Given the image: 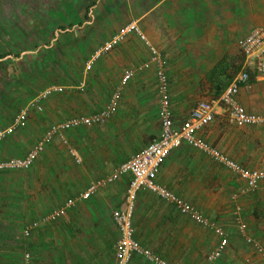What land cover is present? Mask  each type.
Returning a JSON list of instances; mask_svg holds the SVG:
<instances>
[{"label":"crops","instance_id":"1","mask_svg":"<svg viewBox=\"0 0 264 264\" xmlns=\"http://www.w3.org/2000/svg\"><path fill=\"white\" fill-rule=\"evenodd\" d=\"M111 1L113 10L109 7L102 20L91 12L87 18L84 13L72 27L79 32L75 54L85 52L89 60L127 24L136 22L165 63L178 123L190 116L199 101L215 98L208 74L221 60L228 56L232 66L243 67L239 40L264 25V0H121L127 11L122 16H115L119 1ZM90 27L94 30L89 31ZM121 42L93 61L89 72L86 68L79 78L64 79L60 85L65 90L43 101V112L29 110L26 122L2 142V158L23 157L53 124L97 113L109 104L115 91H121L118 110L111 118L65 130L64 138L54 135L29 170L0 172V264H26L27 254L29 264L116 263L119 230L113 212L123 206L131 174L101 186L56 221L44 222L43 218L93 182L111 175L160 135L159 66L151 61L149 46L136 33ZM79 64L84 65L83 60ZM144 64L149 67L141 70ZM129 71L134 76L123 84ZM3 85L0 129L11 125L29 105L11 111L8 104H14L13 94L2 96L9 91L8 84ZM237 93L236 100L249 112L264 114V76L252 71L249 84L239 87ZM196 135L242 166L264 169L263 126L237 127L229 121L227 110L218 108L215 120ZM70 149L76 151L79 162ZM48 168L51 173L44 174ZM155 182L222 225L229 244L222 258L211 263L206 254L218 245L217 234L157 194L141 189L133 222L135 238L143 247L169 264H264L238 230V222L243 221L247 235L264 248V182L255 192H245L241 178L187 143L169 154ZM131 264L151 263L134 256Z\"/></svg>","mask_w":264,"mask_h":264},{"label":"built area","instance_id":"2","mask_svg":"<svg viewBox=\"0 0 264 264\" xmlns=\"http://www.w3.org/2000/svg\"><path fill=\"white\" fill-rule=\"evenodd\" d=\"M130 33H136L145 41L152 53L151 61L157 63L159 66L156 75L159 81L158 92L160 95V135L148 143L139 153L119 165L111 175L93 182L78 196L67 200L62 207L44 216L43 221L53 222L64 217L68 210L75 206L76 202L90 198L101 186L127 174H131V180L126 190L123 206L113 212V219L119 230V238L116 243L115 264H131L134 256H141L151 264H169L158 254L143 247L135 238L133 216L137 195L141 189H147L157 194L162 199L173 204L182 214L189 216L198 225L213 230L219 237V243L209 253L208 260L211 263H215L222 258L229 244V236L224 227L218 222L211 220L202 210L186 199L177 196L167 188L157 184L155 178L169 154L182 144L187 143L193 148L209 155L227 170L241 178L246 184L245 192H255L260 184L264 182V169L246 168L196 135L198 131L215 120L218 108H225L228 112L229 121L237 127L251 125L264 127V114L249 112L235 98L238 94L239 87L244 84H249L250 73L252 71H255L259 76H264V25L254 27L245 37L239 40V47L244 55V64L241 71L224 89V92L217 98L199 101L192 109L190 116L182 123H178L174 117L170 98L169 80L164 70L165 63L162 60L161 54L147 40L136 22L127 24L110 40L105 42L94 53L92 58L88 60L86 66L91 67L90 63L95 61L102 53L111 51ZM133 76L132 71L127 72L122 83L126 84ZM80 88L84 89L85 86H81ZM50 91L33 99L25 109L18 113L11 125L0 129V172L6 170H29L39 158L40 154L45 151L46 146L54 135L63 137L65 130L82 126H93L104 122L116 113L121 98V91H115L109 104L99 112L89 116H76L69 120L53 124L49 131L29 150L27 155L7 159L2 158L1 150L4 139L13 135L26 122L29 110L36 109L39 112L43 111L42 103L48 97ZM70 153L77 162L80 161L74 149H70ZM238 223V230L246 239L247 244L254 246L256 251L264 259V248L252 237L247 235V225L243 221H239ZM25 234L29 235L30 230L26 229ZM29 257L27 254L26 264H29Z\"/></svg>","mask_w":264,"mask_h":264},{"label":"rangeland","instance_id":"3","mask_svg":"<svg viewBox=\"0 0 264 264\" xmlns=\"http://www.w3.org/2000/svg\"><path fill=\"white\" fill-rule=\"evenodd\" d=\"M110 1L0 0V93L2 85L7 83L9 91L2 96L8 97L13 94L11 101L14 104L7 103L11 111L15 112L22 106L26 107L33 99L49 90L51 91L45 101L53 96L57 97L65 90V87L60 85L64 79L70 81L79 78L78 74L81 71L83 73V70L89 68V72L93 69L95 62L90 63L91 67L86 66L88 57L85 52L78 51L75 54L77 41L75 36L79 32L76 33L72 28L70 30L69 26L79 23L86 8L98 20H102L109 7L113 10L114 3ZM118 1L121 6H119L120 10L115 12V16H122L127 11L123 10L125 6L122 5L121 0ZM96 5L99 6L98 9ZM88 30L93 31L94 28L90 27ZM239 57V55L236 57V62ZM80 60H83L85 67L79 64ZM148 67L144 64L140 69ZM231 69H234V72L237 70L234 65ZM9 84H12V87ZM14 93L18 99H15ZM17 102L18 106L15 107ZM68 165L67 170L71 169ZM43 173L49 174L51 171L48 168ZM58 173L56 169V174ZM57 178L58 176L56 180ZM209 251L203 250V254L207 252L206 259Z\"/></svg>","mask_w":264,"mask_h":264},{"label":"trees","instance_id":"4","mask_svg":"<svg viewBox=\"0 0 264 264\" xmlns=\"http://www.w3.org/2000/svg\"><path fill=\"white\" fill-rule=\"evenodd\" d=\"M88 13H90V10L86 8L85 14L87 18L89 17ZM74 26L75 25H70L69 27L72 28ZM227 60L228 56L221 60L220 63L216 65L214 70L208 74V80L212 85L215 98L219 97L224 92V89L232 82L242 67L238 66L237 70L234 72V69H231L232 65L230 62L228 63Z\"/></svg>","mask_w":264,"mask_h":264}]
</instances>
